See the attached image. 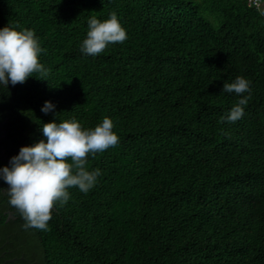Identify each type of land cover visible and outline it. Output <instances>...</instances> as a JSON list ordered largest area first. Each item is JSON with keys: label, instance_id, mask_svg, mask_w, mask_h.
<instances>
[{"label": "trees", "instance_id": "16d2710c", "mask_svg": "<svg viewBox=\"0 0 264 264\" xmlns=\"http://www.w3.org/2000/svg\"><path fill=\"white\" fill-rule=\"evenodd\" d=\"M259 1L0 0V27L34 30L50 69L47 81L9 84L0 166L57 116L85 128L109 117L119 136L88 156L98 183L87 194L69 188L48 230L28 227L0 195V264H264ZM113 11L127 40L82 54L88 20ZM237 76L251 92L231 123L224 118L241 97L222 87ZM45 101L55 114L41 111Z\"/></svg>", "mask_w": 264, "mask_h": 264}, {"label": "clouds", "instance_id": "9594fccd", "mask_svg": "<svg viewBox=\"0 0 264 264\" xmlns=\"http://www.w3.org/2000/svg\"><path fill=\"white\" fill-rule=\"evenodd\" d=\"M87 29L79 49L86 56L95 57L109 44L123 43L128 38L115 11L104 20L91 17ZM42 52L34 30L9 23L0 27V102L10 96L9 84H22L29 77L36 78L34 74L47 81L50 69L40 62ZM222 91L241 97L224 118L234 123L243 117L247 103L243 94L251 92L250 81L237 76L230 83H223ZM55 107L51 101H45L41 111L55 114ZM113 129L109 117L89 128L75 117L61 120L57 116L42 123L39 131L43 138L21 146L7 165L0 166V180L7 185L6 189L0 188V195H7L8 203L20 212L28 227L48 230L54 206L71 198L69 188L77 187L87 194L98 183L102 172L98 168L89 170L87 158L118 145L119 136Z\"/></svg>", "mask_w": 264, "mask_h": 264}, {"label": "flooded vegetation", "instance_id": "af4514ba", "mask_svg": "<svg viewBox=\"0 0 264 264\" xmlns=\"http://www.w3.org/2000/svg\"><path fill=\"white\" fill-rule=\"evenodd\" d=\"M1 127H2V125H0V141H1L2 137H3V131L1 130ZM2 155H3V158H4V150H3L2 147H0V156H2Z\"/></svg>", "mask_w": 264, "mask_h": 264}, {"label": "built area", "instance_id": "2783aa9c", "mask_svg": "<svg viewBox=\"0 0 264 264\" xmlns=\"http://www.w3.org/2000/svg\"><path fill=\"white\" fill-rule=\"evenodd\" d=\"M251 3H253L254 6L259 7L260 1L259 0H250Z\"/></svg>", "mask_w": 264, "mask_h": 264}, {"label": "water", "instance_id": "95a60500", "mask_svg": "<svg viewBox=\"0 0 264 264\" xmlns=\"http://www.w3.org/2000/svg\"><path fill=\"white\" fill-rule=\"evenodd\" d=\"M0 188H4V189H6V187H4V186H2V185H0Z\"/></svg>", "mask_w": 264, "mask_h": 264}, {"label": "rangeland", "instance_id": "374dc122", "mask_svg": "<svg viewBox=\"0 0 264 264\" xmlns=\"http://www.w3.org/2000/svg\"><path fill=\"white\" fill-rule=\"evenodd\" d=\"M262 1H264V0H262Z\"/></svg>", "mask_w": 264, "mask_h": 264}]
</instances>
